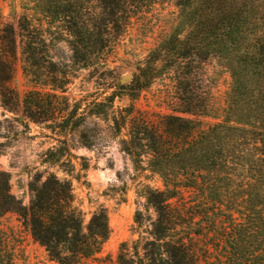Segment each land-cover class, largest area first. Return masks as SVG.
I'll return each mask as SVG.
<instances>
[{"label":"trees","instance_id":"1","mask_svg":"<svg viewBox=\"0 0 264 264\" xmlns=\"http://www.w3.org/2000/svg\"><path fill=\"white\" fill-rule=\"evenodd\" d=\"M165 2L177 9L176 25L143 63L136 64L130 83L121 85L120 68L108 69L104 57L132 19ZM19 4L17 28L6 25L0 30V108L15 116L13 121L24 130L30 124L43 126L59 139L43 154L41 165L64 178L46 170L36 173L28 183L29 203L24 206L11 194L10 175L0 171V219L14 214L55 264L95 261L110 230L104 209L93 212L84 224L76 206L74 166L65 139L84 118L78 115L80 104L70 107L64 97L73 79L70 70L108 77L103 97L107 91L112 94L86 109L98 118L106 115L116 93L135 100L155 80L187 63L216 60L230 77L218 124L199 131L195 121L166 116L160 133L144 124L136 130L135 124L131 127V139L139 142L147 170L159 178L162 190L145 188V204L155 216L149 220V239L135 243L132 255L122 244L116 264H201L188 231L195 216L186 218L188 210L177 205L183 191L191 192L200 211V220L192 227L201 228L205 220H211L206 228L213 227L221 217L230 228L222 232L218 248L222 258L217 255L211 264H264V0H20ZM10 10L14 16L12 4ZM56 42L67 46L69 64H57L49 56ZM18 46L22 77L33 88L21 101L9 88ZM181 105L187 108L178 107V114L196 115L188 108L190 101ZM124 113L121 125L131 111ZM113 121L119 132L120 125ZM7 125L11 126L8 120L0 121V139L14 132ZM86 169L82 166V171ZM139 217L134 219L138 225ZM0 264H14L1 237Z\"/></svg>","mask_w":264,"mask_h":264},{"label":"rangeland","instance_id":"2","mask_svg":"<svg viewBox=\"0 0 264 264\" xmlns=\"http://www.w3.org/2000/svg\"><path fill=\"white\" fill-rule=\"evenodd\" d=\"M19 1L0 0V30L6 25L17 28V21L22 14ZM10 4L14 7V16L10 15ZM176 22L177 9L173 3L156 4L145 14L130 21L124 33L113 41L112 50L104 57L103 63L110 70L120 68L119 83L124 76H128L129 80L124 84L128 85L136 64L144 62L149 51L170 33ZM32 25L36 27L38 22ZM16 54L15 73L9 88L21 101L33 88L27 87L22 77L19 46ZM49 56L57 64H69L70 52L64 43L56 42L50 46ZM181 68L178 72L173 71L169 76L163 75L155 80L135 100L125 93H116V99L106 108V115L98 118L89 116L86 109L95 101L100 102L112 94V90L107 91L103 97L102 88L108 83V77L101 75L102 72L90 74L89 71L75 68L70 70L73 79L64 97L70 107L80 104L78 115L84 118L79 129L65 139L74 166L71 181L76 206L84 215V224L88 223L93 212L99 208L104 209L110 230L100 254L89 264H116L122 244L127 245L128 253L132 255L135 243H144L149 239V220L155 216L145 204L144 192L145 188L162 190V185L159 178L147 170L148 160L137 139L132 141V125L135 124L136 130V126L144 124L160 133L162 119L166 116L195 121L199 123V131L219 123L230 86L227 71L216 60L187 63ZM187 101L191 102L188 108L196 111V115L177 113L178 107L187 108L181 105ZM125 110H130L131 115L121 125ZM14 118L0 108V121L8 120L11 126L7 127L15 129L6 134V138L0 139V171L10 175L11 194L27 206V186L36 173L46 170L56 173L60 179L64 178L56 170H47L41 165L43 154L57 146L59 139L43 126L30 124L28 130H24L13 121ZM114 119L120 125L119 132L116 131ZM82 166L87 169L82 171ZM193 197L191 192L183 191L177 205H184L185 210H188L185 211L186 218H190V214L195 216L188 231L196 245L201 264H211L217 260V255L221 257L218 248L223 242L222 232L227 233L230 228L221 217L215 219L213 227L206 228V223L211 224V220L202 221L201 228L192 227L200 220V211L196 209ZM137 214L140 215L139 225L134 221ZM207 217L212 218L210 214ZM233 219H236V215ZM199 229L202 230L201 234L196 233ZM0 237L12 251L14 264H55L49 261L44 249L32 241L14 214H7L0 219Z\"/></svg>","mask_w":264,"mask_h":264},{"label":"water","instance_id":"3","mask_svg":"<svg viewBox=\"0 0 264 264\" xmlns=\"http://www.w3.org/2000/svg\"><path fill=\"white\" fill-rule=\"evenodd\" d=\"M128 80H129V77H128V76H124V77L122 78V80L120 81V84H121V85H124V84H126V83L128 82Z\"/></svg>","mask_w":264,"mask_h":264}]
</instances>
